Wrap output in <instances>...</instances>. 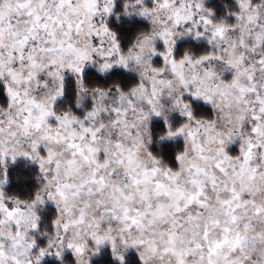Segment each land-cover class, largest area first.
I'll list each match as a JSON object with an SVG mask.
<instances>
[{
    "label": "snow or ice",
    "instance_id": "6c2138e0",
    "mask_svg": "<svg viewBox=\"0 0 264 264\" xmlns=\"http://www.w3.org/2000/svg\"><path fill=\"white\" fill-rule=\"evenodd\" d=\"M233 8L227 23L200 15L208 42L228 44L223 53H177L172 32L158 33L150 55L178 93L153 67L135 86L95 89L81 108L94 56L100 72L128 67L109 25L95 23L112 0H0V264H63L65 253L82 264L89 244L111 264H129L130 251L137 264H264V0ZM157 9L174 25L205 11L192 0H155ZM61 100L76 103L61 110ZM200 102L211 111L198 112ZM225 109L219 130L212 117ZM153 120L158 145L182 140L171 160L149 147ZM18 160L35 165L40 190H4ZM46 203L60 213L52 235L38 215Z\"/></svg>",
    "mask_w": 264,
    "mask_h": 264
},
{
    "label": "clouds",
    "instance_id": "9594fccd",
    "mask_svg": "<svg viewBox=\"0 0 264 264\" xmlns=\"http://www.w3.org/2000/svg\"><path fill=\"white\" fill-rule=\"evenodd\" d=\"M192 2L202 4L205 11L200 13L194 11L193 17L190 21L181 23L179 25H174L169 18L171 14L167 10L157 9L155 12L151 11V9L155 6V0H112V12L108 15L98 14L95 18V23L109 25L110 31L114 33L118 39V43L121 47V53L124 56L129 57L128 67L126 69L114 67L108 72H100L97 70V65L103 61L96 59L94 56V63L90 64L88 68L93 69L102 79L91 81L85 85V90L80 92V107L83 108L88 104L89 100L94 95L95 89L100 88L105 91H110L118 87L123 82L120 78L108 79L114 70H122L124 73L134 76V80L127 82L131 87L139 84L145 77L150 79L152 76L151 68H160L163 70L165 78L173 80L172 87L178 93L179 87L177 86L175 79L169 75L167 66H165L162 62L157 63V61L161 60L158 55H150L151 47H156L158 52L161 50L160 46L162 45V41L159 40L158 33L164 28H167L172 32V39L175 41L174 48L176 52L178 42L192 41L196 44L203 42L207 47L201 50H196L191 45H189L182 49L180 52L181 54L189 53L191 55H206L209 53H215L217 50L223 53L228 47V44L223 40H214L212 43L208 42L210 39L209 34L211 29L209 28L206 30L205 26L200 23V15H204L210 11V18L214 21V23H227L232 19L231 13L234 11L233 5L237 2V0H233L231 4L227 3L226 0H219L223 9V12L219 15L217 14L216 7L209 6V0H192ZM100 3L103 5L104 0H100ZM144 8L149 9V15L140 14ZM133 18H136L137 20H143L146 22V26L135 27L126 36H122L119 31V26L131 28ZM198 32L201 33L199 37L196 35ZM86 36L87 33H84L77 38L82 47L87 43ZM104 46L107 48L109 45L108 43H105ZM136 57H140V60L137 61ZM211 66L222 75L225 74L221 64L213 63ZM163 94L164 96H167L168 90L164 89ZM59 103L61 105V110H64L74 107L76 101L61 100ZM167 107L168 106L166 105L165 108L167 109ZM238 107L239 105H233L232 110L238 109ZM0 108H5V105L0 103ZM227 111L229 110L225 109L224 112L218 111L212 117V119L216 121L217 128L219 130H223V126L227 123V117L225 116V112ZM169 115L170 118H173V116L177 114L170 113ZM153 121L150 122V128H153ZM153 131L154 135L152 138V143L149 145V147H151L154 143L158 145L157 138L159 136V129L154 130L153 128ZM32 178L35 181V186L31 190L36 192L43 187V185L40 183V180L38 179V170L33 174ZM11 182L12 181L10 180V182L4 186V190L8 192L9 195H14L17 190H9ZM48 205L52 206L54 212L49 218L45 219V217L42 216V213L46 211ZM38 215L41 217L40 223L42 233H49V235H52L54 233V228L50 232L51 222L60 216V213L56 211V205L46 203L39 209ZM71 237V232L65 234L66 239H70ZM103 253H97L96 255H93V246L89 244L85 255L81 258L82 264H96V261L102 256ZM69 255L71 258L70 260L66 259V257ZM49 260H53L55 264H60V261L57 260L55 256L45 257L41 261V264H47ZM63 264H77L76 257L72 256L70 253H65Z\"/></svg>",
    "mask_w": 264,
    "mask_h": 264
},
{
    "label": "trees",
    "instance_id": "16d2710c",
    "mask_svg": "<svg viewBox=\"0 0 264 264\" xmlns=\"http://www.w3.org/2000/svg\"><path fill=\"white\" fill-rule=\"evenodd\" d=\"M227 3L231 4L233 0H226ZM209 6H214L217 9V14H221L223 12V9L220 5L219 0H209ZM115 26V25H113ZM139 26H146V22L143 20H137L136 18H133L132 27L126 28L124 26H119V31L122 36H126L133 28L139 27ZM191 45L196 50H201L206 48V44L203 42L196 44L192 41H180L177 44V53H180L182 49L186 46ZM87 78L89 82L94 80H101L102 78L98 76V74L91 68L86 69ZM69 82L71 81V77H66ZM111 78H120L123 82L127 83L131 80H134L135 77L124 73L122 70H114L111 75L108 77V79ZM71 88V84L69 83V89ZM6 102V96L3 92L2 87H0V103ZM198 112H210V107L204 105L203 103H197L196 105ZM178 116H174L173 120L179 121ZM162 127V122L159 120L153 121V128L154 130L160 129ZM182 145V140L178 139L176 141H166L163 142L160 145H156L155 143L151 146L152 150L155 152H159L162 154L165 158L171 160L173 157L174 151L179 148ZM36 172L35 165L31 164L30 162H26L24 160H18L15 164L10 165V176H11V184L9 187V190H17L21 192H27L31 190L35 186V181L33 180V174ZM54 212V209L51 205L47 206V209L45 212L42 213V216L45 217V219L49 218L51 214ZM66 259H71L70 255L66 257ZM128 259L129 264H137V258L134 252L128 253ZM47 264H55L53 260H49ZM96 264H111L110 256L107 251H105L102 256L96 261Z\"/></svg>",
    "mask_w": 264,
    "mask_h": 264
},
{
    "label": "rangeland",
    "instance_id": "374dc122",
    "mask_svg": "<svg viewBox=\"0 0 264 264\" xmlns=\"http://www.w3.org/2000/svg\"><path fill=\"white\" fill-rule=\"evenodd\" d=\"M201 103H202V102H201ZM204 105H206V104H204ZM206 106H208V105H206ZM208 107H210V106H208ZM174 116H177V115H174ZM174 116H173V117H174ZM177 140H178V139H177ZM232 150H233V151L236 150L235 146H232ZM130 252H134V251H130ZM134 253H135V252H134Z\"/></svg>",
    "mask_w": 264,
    "mask_h": 264
}]
</instances>
